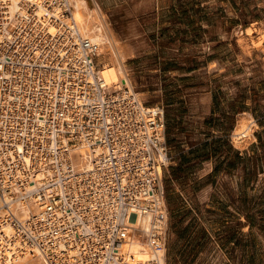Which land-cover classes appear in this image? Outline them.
<instances>
[{"label":"built area","instance_id":"1","mask_svg":"<svg viewBox=\"0 0 264 264\" xmlns=\"http://www.w3.org/2000/svg\"><path fill=\"white\" fill-rule=\"evenodd\" d=\"M58 1L43 3L49 21L31 6L12 25L0 0V235L10 225L19 248L45 264H126L120 247L130 225L153 214L155 248L166 254L165 108L125 85L103 94L99 47L61 21L69 12ZM84 142L102 153L80 172L70 157ZM22 197L37 214L12 212Z\"/></svg>","mask_w":264,"mask_h":264},{"label":"crops","instance_id":"2","mask_svg":"<svg viewBox=\"0 0 264 264\" xmlns=\"http://www.w3.org/2000/svg\"><path fill=\"white\" fill-rule=\"evenodd\" d=\"M94 1L144 103L165 108V264H264V138L233 142L241 115L264 125V44L238 38L264 31V0Z\"/></svg>","mask_w":264,"mask_h":264},{"label":"bare ground","instance_id":"3","mask_svg":"<svg viewBox=\"0 0 264 264\" xmlns=\"http://www.w3.org/2000/svg\"><path fill=\"white\" fill-rule=\"evenodd\" d=\"M2 1L7 7L6 21L8 24L13 25L14 19L25 15L24 9L31 6L34 7L35 16L39 20L49 21L54 17L52 11L48 12L43 5L45 0ZM57 4H63L61 9L68 10L69 17L61 21L72 25V33L79 38H86L96 43L99 47L96 54L98 58L102 56L111 62H104L100 70H97L102 85V93L113 94L120 91L124 85L132 89L131 78L126 67L125 51L117 38H114L112 30L107 24L106 15L96 2L94 0H61ZM57 15L55 14V16ZM46 28L52 34L57 32L56 26L51 23H47ZM247 32L249 33L250 29ZM136 95L138 100L140 99L143 103L140 95L137 93ZM146 112L148 115L149 111L146 110ZM254 132L255 124L252 116L243 114L233 134V142L239 148L244 147L252 142ZM99 153H102L101 149L91 151L89 144L84 142L74 149L70 159L73 160L75 168L83 172L89 168L92 155ZM11 210L19 219H25L32 214H37L39 207L22 197L11 206ZM1 215L3 214L1 213ZM152 226L154 229L152 233L154 234L151 239ZM160 226L161 223H157L156 216L153 214L138 216L136 223L130 225L129 235L120 247V254L126 264H165V251L158 252L154 244V237L159 236L157 230ZM2 231L3 234L0 235V264H45L41 257H34L19 248L10 225H3ZM3 239H6V244H3Z\"/></svg>","mask_w":264,"mask_h":264},{"label":"rangeland","instance_id":"4","mask_svg":"<svg viewBox=\"0 0 264 264\" xmlns=\"http://www.w3.org/2000/svg\"><path fill=\"white\" fill-rule=\"evenodd\" d=\"M243 2H244L243 0H235L236 7L238 9H243L245 7ZM251 18H254V17L239 15V16H236L234 21H236L238 24H245L246 21L249 22V20H251ZM106 20H107V24H109L110 29L112 30L111 23L108 20L107 16H106ZM246 24H248V23H246ZM249 29H250V32L249 33L247 32L248 33V37L247 38H245V36L242 35L241 33L238 36L239 44L242 46V49L244 51H251L252 48L255 47V48L259 49V50H262L263 49V44H264V31L262 29L254 28V27L249 28ZM112 34L114 35V31H112ZM114 38L116 39L115 35H114ZM107 61H109V59L105 60L102 56L101 57L99 56V58L97 59L98 70H100L102 64L104 62H107ZM108 63H111V62L109 61ZM129 66L131 68H129V69L127 68V69L129 71L128 73H129V76L131 78L132 87H133V89L136 90L137 93H139V89H137V86H136V83H135V74L136 73L132 70L133 69L132 68L133 67V63L129 64ZM139 95H140V93H139ZM140 98L143 101V96L142 95H140ZM258 100H259V98H258ZM143 103H144V101H143ZM253 121H254V124H255V132L253 134L254 135V139H255V137H257V134H260V136L264 138V125L260 124L258 122V120H256V118H253ZM254 139H253V141H254ZM248 145H246L244 147H247ZM244 147H241V148H244ZM262 162H263V160H262Z\"/></svg>","mask_w":264,"mask_h":264}]
</instances>
